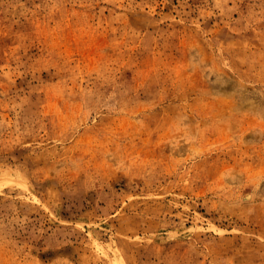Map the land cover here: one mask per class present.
Returning a JSON list of instances; mask_svg holds the SVG:
<instances>
[{"label":"rangeland","instance_id":"rangeland-1","mask_svg":"<svg viewBox=\"0 0 264 264\" xmlns=\"http://www.w3.org/2000/svg\"><path fill=\"white\" fill-rule=\"evenodd\" d=\"M0 264H264V0H0Z\"/></svg>","mask_w":264,"mask_h":264}]
</instances>
